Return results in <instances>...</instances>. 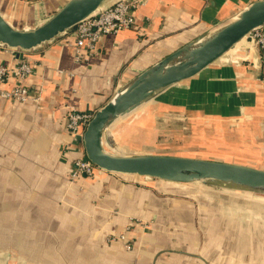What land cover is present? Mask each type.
I'll use <instances>...</instances> for the list:
<instances>
[{"label": "crops", "instance_id": "1", "mask_svg": "<svg viewBox=\"0 0 264 264\" xmlns=\"http://www.w3.org/2000/svg\"><path fill=\"white\" fill-rule=\"evenodd\" d=\"M67 1L0 0V12L33 29ZM254 1L143 0L135 28L103 36L79 62L75 28L29 51L0 44V62L34 66L31 99L0 96V257L11 249L16 264H264V197L106 171L73 178L85 153L67 127L71 111L95 113L125 82ZM245 40L118 121L105 148L174 155L145 152V118L158 111L188 123L190 151L180 155L264 169V57ZM124 233L134 249L108 241Z\"/></svg>", "mask_w": 264, "mask_h": 264}, {"label": "water", "instance_id": "2", "mask_svg": "<svg viewBox=\"0 0 264 264\" xmlns=\"http://www.w3.org/2000/svg\"><path fill=\"white\" fill-rule=\"evenodd\" d=\"M118 1L68 0L47 21L26 30L13 26L0 12V44L11 49L32 50ZM263 26L264 0H256L231 20L189 41L125 82L94 113L79 136L86 158L99 172L158 178L264 197V169L182 155L116 154L109 152L103 142L118 121L173 85L194 77ZM9 255L2 258L5 264L9 263Z\"/></svg>", "mask_w": 264, "mask_h": 264}, {"label": "built area", "instance_id": "3", "mask_svg": "<svg viewBox=\"0 0 264 264\" xmlns=\"http://www.w3.org/2000/svg\"><path fill=\"white\" fill-rule=\"evenodd\" d=\"M143 0H120L109 8L81 21L76 27V60L79 62L85 55H93L101 38L105 35L117 34L122 30L136 27L135 10ZM246 40L251 46L264 57V27L253 30ZM34 72V66L27 60H18L17 64L11 66L0 62V84H7L13 81L10 88H0V96L17 101L26 102L32 97V90L26 80ZM94 113L86 111H71L68 115L67 127L69 131L77 136L82 135L87 124L93 118ZM99 169L86 156L76 160L72 177L85 174L95 175ZM143 227L149 228V222L141 220ZM113 239L125 240V247L128 250L134 248V243L127 239V235L114 236Z\"/></svg>", "mask_w": 264, "mask_h": 264}, {"label": "rangeland", "instance_id": "4", "mask_svg": "<svg viewBox=\"0 0 264 264\" xmlns=\"http://www.w3.org/2000/svg\"><path fill=\"white\" fill-rule=\"evenodd\" d=\"M244 44H248L247 40H245V43H243L242 45ZM145 110H150V108L145 107ZM151 115H150L151 117L147 116V118H145V133H144L145 140H146L145 142L151 145V148L147 147V151L145 152L172 153L174 155L189 154L190 150H188L186 146L188 145L191 146V142H192V136L190 135L191 130L189 128H184V126L189 127L188 123L186 124L185 121H180L179 119H176L174 115H170L168 117L163 118L164 116H159L158 111L152 112ZM158 130L161 132L160 134L158 133L156 134V132H159ZM139 131L144 132L143 130H139ZM201 187L207 188L205 186H201ZM208 188L210 190H218V192H222V193H227V194H232V195L235 194L239 196L241 195V194H237V192L235 191H230V190L223 189V188H217V187H208ZM242 194H245L247 198H252V199L254 198L256 200H260L257 198V195H251L249 193H242ZM230 198L236 199L239 197H230ZM260 201H262V206H258V207H261V209L264 210V200H260ZM250 204L251 205H249V202H247V208H252L253 206L256 205L255 203L253 204L250 203ZM143 229L145 231L149 230V228H146V227H143ZM143 229L141 228V230ZM114 236L115 235H112V234L109 235L108 241L109 242L114 241L113 239ZM7 252H9L10 255L6 254V257L7 255L11 256L10 259H8L9 260L8 264H16V260H15L16 255L12 253L11 249L7 250ZM3 257L5 256H1L0 260ZM24 262L25 261L23 260L22 262L19 260L17 264L19 263L25 264Z\"/></svg>", "mask_w": 264, "mask_h": 264}, {"label": "bare ground", "instance_id": "5", "mask_svg": "<svg viewBox=\"0 0 264 264\" xmlns=\"http://www.w3.org/2000/svg\"><path fill=\"white\" fill-rule=\"evenodd\" d=\"M244 38H246V37H244ZM244 38H243V39H244ZM243 39H242V40H243ZM242 40H241V41H242ZM239 42H240V41H239ZM239 42H238V43H239ZM238 43H237V44H238Z\"/></svg>", "mask_w": 264, "mask_h": 264}]
</instances>
